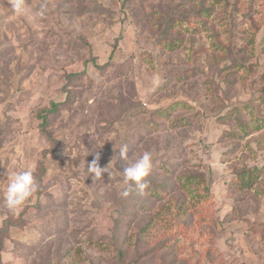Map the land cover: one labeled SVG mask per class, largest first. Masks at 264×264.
Masks as SVG:
<instances>
[{
	"label": "rangeland",
	"instance_id": "rangeland-1",
	"mask_svg": "<svg viewBox=\"0 0 264 264\" xmlns=\"http://www.w3.org/2000/svg\"><path fill=\"white\" fill-rule=\"evenodd\" d=\"M124 145L153 153L144 195H120ZM0 243V264H264V0H0Z\"/></svg>",
	"mask_w": 264,
	"mask_h": 264
},
{
	"label": "clouds",
	"instance_id": "clouds-1",
	"mask_svg": "<svg viewBox=\"0 0 264 264\" xmlns=\"http://www.w3.org/2000/svg\"><path fill=\"white\" fill-rule=\"evenodd\" d=\"M9 6L13 12L20 15L24 11V0H8ZM39 16L44 15V8L37 13ZM127 145L120 148V156L126 161L123 169V181L120 195L127 198L135 189L140 195H144L146 189L150 187L147 177L150 175L153 167V153L144 151L140 156L135 154L129 158ZM100 154L96 153L92 162L88 165V171L91 173L92 179H101L103 174H107L109 178L113 173L109 168L101 167L99 164ZM8 183L4 191V203L6 207L12 211H18L24 204L39 190V184L33 174V169H19L13 171L7 177Z\"/></svg>",
	"mask_w": 264,
	"mask_h": 264
},
{
	"label": "trees",
	"instance_id": "trees-1",
	"mask_svg": "<svg viewBox=\"0 0 264 264\" xmlns=\"http://www.w3.org/2000/svg\"><path fill=\"white\" fill-rule=\"evenodd\" d=\"M255 170H257V169H255ZM246 176H247V173H245V174H243V176H241L242 183H243L244 187H250L254 183V180L257 179V176H249L247 178H246ZM0 245H1V243H0ZM1 261H2V255H1V249H0V263H1Z\"/></svg>",
	"mask_w": 264,
	"mask_h": 264
}]
</instances>
